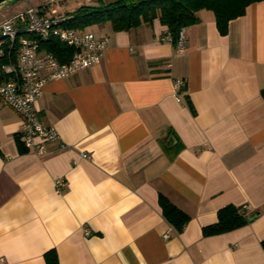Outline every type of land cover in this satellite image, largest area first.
Wrapping results in <instances>:
<instances>
[{"label": "crops", "instance_id": "0c3cea01", "mask_svg": "<svg viewBox=\"0 0 264 264\" xmlns=\"http://www.w3.org/2000/svg\"><path fill=\"white\" fill-rule=\"evenodd\" d=\"M111 1L60 0L47 14ZM197 16L182 51L158 18L89 26L108 37L100 62L47 81L35 105L63 149L27 151L0 102V264H45L51 248L59 264H264V0L225 35L212 11ZM160 194L189 216L181 232ZM226 205L248 222L203 236Z\"/></svg>", "mask_w": 264, "mask_h": 264}, {"label": "built area", "instance_id": "2783aa9c", "mask_svg": "<svg viewBox=\"0 0 264 264\" xmlns=\"http://www.w3.org/2000/svg\"><path fill=\"white\" fill-rule=\"evenodd\" d=\"M69 19L70 15H50L44 7L30 4L26 11L6 20L0 27V102L20 116L18 139L33 154H47L48 144L52 142H59L61 149L66 147L55 127L43 123L35 109L45 83L99 63L107 47V36L68 27L65 24ZM50 37L72 49L68 60L60 62L42 46ZM162 40L173 43L182 51L184 28L179 30L175 40L169 32ZM182 84L178 80L175 86ZM82 156L87 155L83 153ZM62 181L57 179V185ZM163 237H169V230Z\"/></svg>", "mask_w": 264, "mask_h": 264}, {"label": "trees", "instance_id": "16d2710c", "mask_svg": "<svg viewBox=\"0 0 264 264\" xmlns=\"http://www.w3.org/2000/svg\"><path fill=\"white\" fill-rule=\"evenodd\" d=\"M258 1L261 0H113L98 5H81L63 14L70 15L65 25L78 30H88L91 25L109 22L113 31H128L158 18L175 40L181 28L197 23V12L202 9L213 12L217 30L225 35L229 21L243 15L251 3ZM42 46L60 62H65L72 55V49L55 37H50ZM261 95L264 97V89ZM158 201L165 220L177 232H181L189 216L161 194ZM247 222L248 215L243 207L226 205L217 211L215 223L202 228V234L212 236L225 233ZM261 246L264 247V239ZM43 257L45 264H59L55 248L45 251Z\"/></svg>", "mask_w": 264, "mask_h": 264}, {"label": "rangeland", "instance_id": "374dc122", "mask_svg": "<svg viewBox=\"0 0 264 264\" xmlns=\"http://www.w3.org/2000/svg\"><path fill=\"white\" fill-rule=\"evenodd\" d=\"M30 4L44 7L46 12H61L60 0H17L0 5V27L8 19L17 16L27 10ZM24 38V36H21Z\"/></svg>", "mask_w": 264, "mask_h": 264}, {"label": "water", "instance_id": "95a60500", "mask_svg": "<svg viewBox=\"0 0 264 264\" xmlns=\"http://www.w3.org/2000/svg\"><path fill=\"white\" fill-rule=\"evenodd\" d=\"M11 1H17V0H0V5L8 4V2H11Z\"/></svg>", "mask_w": 264, "mask_h": 264}]
</instances>
